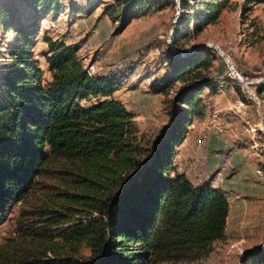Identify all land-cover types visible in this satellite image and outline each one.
Segmentation results:
<instances>
[{
	"label": "trees",
	"instance_id": "16d2710c",
	"mask_svg": "<svg viewBox=\"0 0 264 264\" xmlns=\"http://www.w3.org/2000/svg\"><path fill=\"white\" fill-rule=\"evenodd\" d=\"M26 1L36 12L32 20L20 19L13 5L0 0V28L17 30L9 50L11 63L0 71V224L52 161L80 162L96 169L97 180L84 176L88 193L74 196L75 200L86 197L97 202L85 221L73 223L69 214L55 215L51 221L58 226L50 234L48 226L34 233L68 242L85 241L91 256L85 260L71 255L36 256L25 264H153L195 260L210 253L212 244L226 235L229 198L208 183L195 185L174 166L177 148L187 138L197 110L195 98L206 87L216 88L198 70L210 65L204 50L172 61L169 76L152 82L153 93H168L175 81L189 73L195 75L177 92L174 120L143 162L137 158L140 145L135 142L134 147L131 142L136 128L133 113L114 97L118 89L115 82L88 72L77 46L45 33L51 78L44 79L40 60L32 54L36 25L42 14L63 12L64 2ZM150 1L116 0L117 8L108 5L105 10L121 21L120 28L124 29L150 10ZM229 2L196 0L198 12H183L174 42L186 37L192 24L198 31L215 23ZM70 8L77 11L75 6ZM129 165L135 168L134 174L122 179L117 192L104 199L94 197L101 180L110 179ZM261 169L264 171V162ZM70 222L64 229L59 226ZM242 262L264 264V245L247 251Z\"/></svg>",
	"mask_w": 264,
	"mask_h": 264
},
{
	"label": "rangeland",
	"instance_id": "374dc122",
	"mask_svg": "<svg viewBox=\"0 0 264 264\" xmlns=\"http://www.w3.org/2000/svg\"><path fill=\"white\" fill-rule=\"evenodd\" d=\"M5 1L16 8L22 20H32L36 13L26 0ZM63 2V12L42 14L34 33L32 54L40 60L44 79L51 78L45 58L48 51L43 39L45 33L77 46L85 67L97 62L96 74L115 82L118 89L114 97L134 115L136 128L131 142L134 147L135 142L140 145L141 153L137 158L143 162L150 158V150L174 120L177 92L195 75L189 73L175 81L168 93H153L152 82L169 76L172 61L195 56L204 50L202 53L210 65L198 70L210 78L216 88L206 87L195 98L197 110L192 116L187 138H197L198 149L194 156H184V153L180 156L179 147L186 138L178 146L174 159L180 164L174 163V166L180 173H186L185 164L201 157L207 170L210 158L218 160L216 152L232 151L234 161L226 180L234 181L238 175L246 179L253 171L254 179L248 183L250 187H245L247 183L243 179L235 185L239 196L224 191L223 185L215 188L224 191L230 202L232 198L239 200L241 197L247 219L238 231L231 229L223 239L215 241L207 255L195 260L153 264H244L242 258L247 251L264 245V171L261 169L264 162V92H261L264 85V0H230L215 23L198 31L192 24L187 36L177 43L174 39L177 28L182 25L181 15L198 12L200 7H196V0H151L150 10L139 14L124 29L120 28L121 21L111 18L105 10L108 5L117 8L116 0ZM70 6H75L77 11L71 10ZM16 35V28L9 31L0 28L2 72L11 63L9 50ZM217 47L241 77L231 70ZM208 136L214 137L221 147L204 150L205 144L209 143ZM202 152L205 155H201ZM133 157L135 162V153ZM134 170L129 165L121 172H115L110 179L101 180L96 185L94 197L104 199L117 192L122 179L133 175ZM95 171L90 164L80 162L52 161L45 165L31 191L16 203L7 220L0 224V264H25L36 256L71 255L84 260L91 256V248L85 241L68 242L61 237L34 233L43 232L41 228L48 226L51 230L47 234H50L58 226L51 221L55 215L69 214L73 223L85 221L97 199L82 197L75 200L74 195L88 193L89 183L84 181V176L97 180ZM71 222L59 226L64 229Z\"/></svg>",
	"mask_w": 264,
	"mask_h": 264
},
{
	"label": "crops",
	"instance_id": "0c3cea01",
	"mask_svg": "<svg viewBox=\"0 0 264 264\" xmlns=\"http://www.w3.org/2000/svg\"><path fill=\"white\" fill-rule=\"evenodd\" d=\"M197 140H198L197 138H192V139L189 140V137H188L187 140L182 144V146L179 147L180 148V151H179L180 152V156H181L182 153H184V156H194L196 154V150L198 149ZM216 142L217 141L215 140L214 137H209V143L205 144L204 150L205 149H210V148L212 149V148H216V147H218V148L221 147V146H218V143H216ZM216 144H217V146H216ZM201 155H205V152H202ZM217 165H218V160L216 158H210L208 160V165H207L208 172L209 173L215 172V170L217 168ZM231 170H232V168H231ZM259 171L260 170H258V172ZM229 173H231V172H229ZM253 173H255V172L253 171ZM253 173L252 172L249 173V176L246 179L244 177L241 178L239 175L235 176L234 181L231 178H229L223 184V186H222L223 190L228 192V193H232V194H235L236 196H239L240 193H237L235 191V185H238L239 182H241L242 179H243L247 183V184H245V187H248L249 184L254 179ZM187 177L192 181V178L189 175H187ZM232 199H233L232 202H230L231 205H230V211H229L228 220H227L226 235L229 233V231H231V229H232L233 232L234 231H238L237 230L238 227L241 226V224L243 225L246 222V219H247L245 217L244 210H243L244 203L241 200L242 198L239 197L238 198L239 200H237L235 198H232ZM229 200H230V198H229ZM258 215H257V217H258Z\"/></svg>",
	"mask_w": 264,
	"mask_h": 264
},
{
	"label": "built area",
	"instance_id": "2783aa9c",
	"mask_svg": "<svg viewBox=\"0 0 264 264\" xmlns=\"http://www.w3.org/2000/svg\"><path fill=\"white\" fill-rule=\"evenodd\" d=\"M86 68L90 74H96L98 64L97 62L89 63ZM216 154V157L219 160V166L213 173L207 172L205 161L201 157H199L196 161L187 162V164H185V174L192 178V182L194 184L202 185L208 183L212 187H217L225 183L227 173L231 170L233 165L234 153L230 150H222L220 152H216ZM174 163L176 166L180 164L177 160Z\"/></svg>",
	"mask_w": 264,
	"mask_h": 264
},
{
	"label": "water",
	"instance_id": "95a60500",
	"mask_svg": "<svg viewBox=\"0 0 264 264\" xmlns=\"http://www.w3.org/2000/svg\"><path fill=\"white\" fill-rule=\"evenodd\" d=\"M175 29H176V27L174 28L173 31H175ZM217 48H218V47H217ZM218 49H219L220 53L226 58V61H227L228 65H229V67L231 68V70H232V71H233L238 77H240V75L238 74L237 70L232 66L231 62L229 61V59L227 58V56L225 55V53H224L220 48H218Z\"/></svg>",
	"mask_w": 264,
	"mask_h": 264
}]
</instances>
